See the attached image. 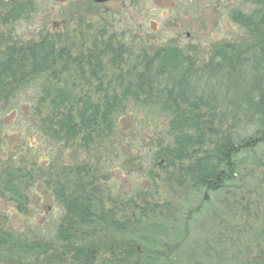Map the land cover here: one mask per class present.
Returning a JSON list of instances; mask_svg holds the SVG:
<instances>
[{"label":"rangeland","instance_id":"obj_1","mask_svg":"<svg viewBox=\"0 0 264 264\" xmlns=\"http://www.w3.org/2000/svg\"><path fill=\"white\" fill-rule=\"evenodd\" d=\"M91 1L0 0V57L9 46L46 38L86 62L109 45L111 53L93 59L103 66L99 81L85 64L54 83L99 103L104 89L111 93L120 77L142 73L143 65L150 76L161 75L153 56L176 48L183 57L174 76L157 82L170 87V79L182 80L190 100H178L180 111L188 103L201 105L203 115L212 112L217 131H209L193 158L206 155L227 132L252 134L257 123L246 127L251 113L244 104L264 88V0H113L103 7ZM24 4L27 11L11 20L12 7ZM235 15L248 23L235 22ZM227 44L238 59L258 67L230 71L219 64L215 51ZM42 87L47 82L28 88L15 104L0 105V180L4 172L25 178L23 200L0 190V231L22 242H55L65 214L53 194L56 173L88 167L105 209L124 229L122 235L98 233L89 264H115L116 255L118 264H264V143L236 156L235 177L223 189L207 191L193 184L194 161L166 154L169 117L128 106L113 131L91 145L79 138L54 143L38 131L48 113L47 104L35 108ZM72 257L68 264H78ZM0 264L11 263L0 258Z\"/></svg>","mask_w":264,"mask_h":264},{"label":"trees","instance_id":"obj_2","mask_svg":"<svg viewBox=\"0 0 264 264\" xmlns=\"http://www.w3.org/2000/svg\"><path fill=\"white\" fill-rule=\"evenodd\" d=\"M26 11L25 4L23 9L20 5H14L9 16L11 20H16L18 14ZM233 18L235 22L241 23H248L249 20L241 15ZM24 44L21 47L9 46L1 54L0 105L15 104L18 102V95L28 88L39 82H47V87H42L41 90L44 96L35 100V108L39 111L40 106L47 104L48 113L42 118L38 131L54 143L65 144L79 138L84 146L91 145L113 131L115 118L121 116L128 106H137L154 115L169 117L167 131L171 144L165 149L166 154L177 160L184 158L194 161V186L214 192L223 189L226 182L235 177L237 155L250 152L264 143L263 88L255 101L245 98L244 109L251 113L250 119H245V125L247 127L257 123L252 134L239 137V133L227 132L206 155L193 158L202 149L205 137H210L212 132L217 131L211 124L212 112L203 115L199 108L201 105L198 107L194 103H188L187 111H180L178 100L182 103L190 100L181 90L184 84L182 80L170 79V87L157 82L164 76H174L172 73L183 57L176 48L161 49L153 56L161 75L150 76L149 66L143 65L142 73H128L120 77L117 89L111 88V93L104 89L100 102L94 103L90 97L76 95L74 87L70 93L67 88H56L54 83L63 74L69 73L71 67L75 66L82 71L85 64L88 68L94 67L91 78L97 81V75L103 72V66L93 59L99 61L104 54L111 53L109 45L104 46L106 48L98 55L92 54L86 58L85 62L79 55L74 56L66 47H56L55 43L46 38ZM215 57L220 61L219 64L222 61L230 71L245 64L251 68L258 67L257 64H250L249 60L238 59L239 55L228 44L219 47L215 51ZM113 59L118 60L117 57ZM59 65L61 68L57 71ZM236 75L240 76V73ZM24 179L22 174L4 172L0 190L10 191L15 198L23 200L21 190L25 186ZM47 182L49 184V179ZM54 183L53 194L65 211L56 230L55 242H22L14 235L0 231L2 260L11 264H68L66 257L72 255V259L78 264H89L93 252L98 250L94 244L97 243L95 239L98 233L107 229L116 235L123 234L124 229L116 224L111 211L105 209L104 202L101 201L102 191L91 169L63 168L56 173ZM126 242L129 244L128 240ZM114 252L112 255H116ZM116 257L115 264H118L119 256ZM139 264H155V261L144 260Z\"/></svg>","mask_w":264,"mask_h":264},{"label":"flooded vegetation","instance_id":"obj_3","mask_svg":"<svg viewBox=\"0 0 264 264\" xmlns=\"http://www.w3.org/2000/svg\"><path fill=\"white\" fill-rule=\"evenodd\" d=\"M112 1H113V0H107V1H104V2H96L95 0H92V1H91V4H92V5H96V6H97V5H100V6L103 7V6H105L106 4H108V3L112 2ZM7 4H8V3L5 4V8H6ZM91 4H90V5H91ZM92 5H91V6H92Z\"/></svg>","mask_w":264,"mask_h":264},{"label":"water","instance_id":"obj_4","mask_svg":"<svg viewBox=\"0 0 264 264\" xmlns=\"http://www.w3.org/2000/svg\"><path fill=\"white\" fill-rule=\"evenodd\" d=\"M96 2H104V1H107V0H95Z\"/></svg>","mask_w":264,"mask_h":264}]
</instances>
